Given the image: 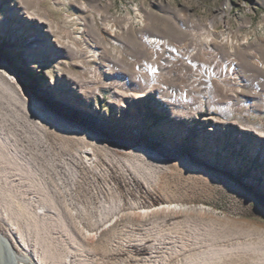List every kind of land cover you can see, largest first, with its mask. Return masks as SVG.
<instances>
[{"label":"rangeland","instance_id":"374dc122","mask_svg":"<svg viewBox=\"0 0 264 264\" xmlns=\"http://www.w3.org/2000/svg\"><path fill=\"white\" fill-rule=\"evenodd\" d=\"M0 20V62L14 66L33 99L72 121L97 122L113 143L144 140L154 151L181 153L166 165L124 151L118 163L141 187L125 180L121 193L133 200L154 194L177 209L154 203L146 215L119 212L111 223L118 222L100 231L42 211L48 191L41 173L39 186L23 193L33 194L32 218L9 210L0 196V231L22 238L25 246L15 251L23 264H54L52 247L67 264H96L148 242L150 253L135 264H194L222 248L232 250L223 264H257L259 253L237 246L264 244V208L244 187L264 171V0H0ZM21 35H39V52ZM34 59L42 75L28 70ZM157 68L166 75L152 74ZM174 84L177 97L168 92ZM187 123L203 127L201 134ZM36 161L45 176L53 174L61 152L44 150ZM35 217L43 227L32 225Z\"/></svg>","mask_w":264,"mask_h":264},{"label":"bare ground","instance_id":"6f19581e","mask_svg":"<svg viewBox=\"0 0 264 264\" xmlns=\"http://www.w3.org/2000/svg\"><path fill=\"white\" fill-rule=\"evenodd\" d=\"M24 11L28 19L32 18L27 10ZM3 66V70L0 71V196L5 199L9 210L25 212L33 216V194L23 193L28 190L32 192L39 186L35 177L39 173H41L40 180L47 185L45 188L48 191L41 199L40 209L50 210L60 223L68 222V225L71 224L75 228H86L91 232L92 230L100 231L117 223V220V222H111L119 212L146 215L155 210V208L151 209L154 203H158L156 210L177 209L176 205L154 194L151 197L144 194L147 198L140 199L136 193L138 199L135 200L129 196L131 192L128 190L122 194L120 190L125 180H134L138 188L141 187V182L131 174L127 165L118 162L122 161L124 151L133 149L141 157L156 163L176 164L181 156L179 151H176L174 155L165 149L154 151L151 143L144 140L113 143L97 129V122L89 125L79 120L72 121L33 99L21 87V78L17 74L12 75L13 71L15 72L14 66L10 63L3 64ZM4 71H9L12 79L4 76ZM158 73L166 75L163 68L152 71V74H157V76ZM204 84L205 80H202L201 88L205 87ZM176 86L174 84L169 88L168 92L171 97L178 96ZM165 89L161 87V90ZM190 90L191 86L185 87L181 98L186 100V92ZM228 105L229 102L226 103V106ZM66 124L70 126V129L65 127ZM87 127L92 128L93 131ZM185 128L196 131L197 135H200L203 129V127L190 123H187ZM54 148H58L61 152V163L53 167V174L45 176L44 170L40 169L41 165L36 161V156L44 150L51 151ZM126 161L134 162L132 159ZM113 170L116 171L115 174L112 173ZM101 171L110 172L111 175L107 173L108 176H105ZM96 207L98 209L95 214L96 211H93ZM31 223L37 229L43 227V222L36 217ZM94 233H88L87 238H94ZM21 246L24 247L25 244L19 235L12 231L5 235L0 231V264H23V259L18 258L15 251ZM150 247L149 242L130 247L133 255L121 249L113 250L105 254L102 258L103 262L96 264H107L110 261L112 264L113 262L120 264L117 263L120 261H124L123 264H135L142 256L150 253ZM52 248L49 254L54 258V264H67L65 253L56 250L55 247ZM237 248L242 251L249 250L259 253L260 258L257 264H264V244H245ZM3 249L6 253L5 258L2 254ZM231 251V249L222 248L205 252L194 257L193 263L223 264V256ZM79 264L88 263L84 260Z\"/></svg>","mask_w":264,"mask_h":264},{"label":"snow or ice","instance_id":"6c2138e0","mask_svg":"<svg viewBox=\"0 0 264 264\" xmlns=\"http://www.w3.org/2000/svg\"><path fill=\"white\" fill-rule=\"evenodd\" d=\"M4 21L0 20V32H2V29L4 27ZM22 43H25L27 47L35 52H39V49L42 45V38L39 35H21L20 38ZM4 68L3 64L0 63V71H2ZM38 69L40 70V74L42 75V65L39 61V59L29 60L28 61V70L37 73ZM4 76H6L8 79H12V75H15L13 72L12 75L9 74V71H4ZM188 149H194L195 145L193 144H187L185 145ZM250 194L254 198H264V171L260 173L258 177H255L253 179V184L250 189Z\"/></svg>","mask_w":264,"mask_h":264},{"label":"water","instance_id":"95a60500","mask_svg":"<svg viewBox=\"0 0 264 264\" xmlns=\"http://www.w3.org/2000/svg\"><path fill=\"white\" fill-rule=\"evenodd\" d=\"M244 187H245L248 191H250V189H251V186H248V185H244ZM255 199H256V201L258 202V204L264 208V198H255Z\"/></svg>","mask_w":264,"mask_h":264}]
</instances>
